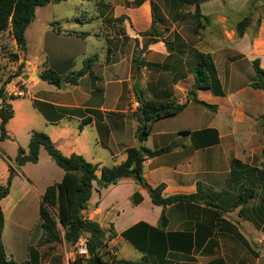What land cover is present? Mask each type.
Instances as JSON below:
<instances>
[{
  "label": "crops",
  "instance_id": "0c3cea01",
  "mask_svg": "<svg viewBox=\"0 0 264 264\" xmlns=\"http://www.w3.org/2000/svg\"><path fill=\"white\" fill-rule=\"evenodd\" d=\"M135 1L104 0L103 8H97L91 18L75 20L76 26L65 31L71 32L70 35L62 33L72 43L96 39L100 45L92 46L81 57L82 62L85 56L95 55L97 60L92 74L83 76L77 85L50 90V99L39 97L40 93L30 98L31 103L36 100L70 110V116L57 122H48L39 114L44 129L38 131L44 132L59 148V143L77 139L90 129L91 139L108 150L114 159L117 152L124 154L127 148L143 146L155 151L172 147L170 152L144 160L145 184L151 188L163 184V198L194 194L197 183L219 194L215 201L217 208L202 203L168 207L167 226L161 230L158 227L161 208L151 203L146 187L138 186L133 179L93 190L86 215L103 231L112 228L115 237L108 243L111 258L131 262L147 258L149 264H247L244 252L249 249L251 231L264 232V204L256 171L260 168L264 146V91L250 87L256 79L252 62L258 60L264 70V19L253 30L252 17L244 35L236 38L234 26L243 18L250 0H202L200 14L210 20L194 34V7L178 0H141L135 7ZM115 19L120 22H114ZM152 20L159 35L156 43L148 45ZM91 22L98 24L97 30L89 27ZM196 53L208 58L214 80L212 89H198L196 98L215 106L216 111L203 110L188 101L177 115L154 122L148 138L140 143L134 136L137 122L133 114L139 106L135 89L144 101L184 104L191 99L188 93L194 83L192 70L196 66L191 67V59ZM69 59L56 56L53 71L59 76L64 74L61 67ZM29 65L26 63L25 69ZM30 76L37 79L24 84L25 97L41 81L34 70ZM11 89L6 87L7 96ZM67 89H70L68 93ZM86 120L89 123L79 130L76 125L73 139L65 135L51 137L48 127L61 130L68 127L64 126L66 121L83 123ZM125 135L135 142L124 144ZM8 137L0 142V161L6 166L4 184L11 176L9 194L0 201L4 229L7 226L4 204L12 208L18 200L14 198L13 185L27 192L32 190L38 197L35 201L38 206L46 188L63 177V171L42 148L35 164L16 167L14 159L21 144L12 135ZM25 143L27 146L28 140ZM244 187L254 191L252 199L233 208ZM120 189L125 191L122 201L115 195ZM135 191L142 197L137 206L130 203ZM122 241V247L127 249L120 247ZM223 242L232 244L233 251L225 252ZM23 252L22 262H26L24 241ZM5 253L8 258H14L6 248ZM70 262L64 253L43 264ZM105 264L116 263L109 260Z\"/></svg>",
  "mask_w": 264,
  "mask_h": 264
},
{
  "label": "trees",
  "instance_id": "16d2710c",
  "mask_svg": "<svg viewBox=\"0 0 264 264\" xmlns=\"http://www.w3.org/2000/svg\"><path fill=\"white\" fill-rule=\"evenodd\" d=\"M68 0H0V36L4 34L10 35L15 43L17 50L21 53L25 52L26 41L25 32L35 17L37 8L47 6L49 4H57ZM180 3L194 7V34L203 28V23L209 22V18L200 14L199 5L202 0H178ZM141 0L134 2V6L138 7ZM258 7L253 0H250L243 18L234 26L236 38H241L246 29L251 25L252 13ZM258 18L255 22V30L260 26L261 20ZM120 22L119 19L113 20ZM58 34L59 30H55ZM65 34L70 35L71 32ZM159 33L156 30L155 22L152 20L149 39L146 44L156 43V37ZM196 66L192 70L194 83L189 91V95L193 96L184 104L174 103H157L144 101L142 94L136 92L139 106L134 113L137 128L135 131L136 139L144 142L151 131L152 124L158 120L173 117L184 110L188 101L211 112L216 111L215 106L208 105L196 98L198 89H212L214 80L211 77L213 70L212 64L207 57L196 54ZM10 60L16 61L17 55L10 54ZM97 60L95 55L86 58L82 67L76 73L69 77H61L49 68H43L39 74V79L48 85L60 88L61 83L71 86L77 85L79 79L85 75H91L94 64ZM252 67L256 75L254 82L250 87L254 90L264 91V70L259 67L258 60L252 62ZM10 79H6L0 85V142L8 140L6 132L7 123L13 118V111L6 100L14 97L6 95V87L10 83ZM33 108L37 110L48 122H57L58 120L70 116V110L64 108H55L50 104L39 101H32ZM264 119V116H263ZM86 120L82 124H88ZM82 127V126H80ZM264 136V133H263ZM44 149L54 164L63 171V177L60 182L48 186L41 196L38 205L39 228L41 232L40 242L43 245H58L64 243L65 246L73 248L80 240H84L86 254L76 256L69 264H105L112 260L116 264H149L147 258H143L141 262H131L126 260H116L109 256L108 243L115 237L112 228L109 233L103 231L99 224L89 220L86 215L89 200L93 190H100L111 185H116L124 179H133L140 187H146L151 203L161 208V215L158 227L164 230L167 226L166 209L178 203L189 204H205L217 208L215 201L218 200L219 194L215 193L201 183H197L196 193L191 195H174L167 198L162 197L164 185L160 184L155 188H151L145 184L143 175V162L146 158L156 157L164 153L170 152L172 147H166L155 151H149L143 146L127 148L124 151L125 159L122 163L105 167L100 164H92L87 162L82 156L71 154L64 156L58 151L49 137L42 132H32L30 134L27 149L24 150L20 146L17 147V154L14 159L16 167L25 165L26 163L35 164L38 160L40 149ZM257 176L261 178L260 198L264 204V146L261 151L260 168L256 170ZM11 176L8 177L5 185H0V201L9 194ZM254 191L249 188H242L237 200L233 204L234 207L243 205L252 199ZM142 197L138 191H135L130 197V203L137 206L141 203ZM225 210H221L223 213ZM218 221V218H217ZM4 215L0 209V264H31L30 261L17 263L8 258L3 242L2 235L4 230Z\"/></svg>",
  "mask_w": 264,
  "mask_h": 264
},
{
  "label": "rangeland",
  "instance_id": "374dc122",
  "mask_svg": "<svg viewBox=\"0 0 264 264\" xmlns=\"http://www.w3.org/2000/svg\"><path fill=\"white\" fill-rule=\"evenodd\" d=\"M257 1L259 0H253L258 7L252 16L254 23L258 18L261 19L264 14V0L263 4L259 6L257 5ZM103 4L104 0H68L37 8L35 11V17L25 32L26 49L24 53L17 50L10 35L6 33L0 36V85L4 83L6 79L11 78L9 85H7L12 87L9 96L16 97L18 92H22L24 93L23 97H25L26 91L23 87L24 84L29 81L33 82L37 79L36 77L30 76V71L34 70V72L39 75L43 68L47 67L53 70L56 67L55 57L58 55L70 57L69 62L61 67V71H64V74H61V77H69L71 74L79 71L83 63L81 57L82 54L90 51L92 46L98 47L97 45L100 44H98L96 39H90V41H86L82 44L76 42L72 43L69 39H66L62 33L65 34V31L73 29V27L76 26L75 20L81 22L82 20L91 18L97 8H103L101 7ZM89 27L93 30H97L98 24L91 22ZM55 30H59L61 33L58 34ZM117 30L119 29L117 28ZM253 30H255V25ZM137 53L138 51L136 52L135 57L137 56ZM10 54L17 55L16 61L10 60ZM196 54L195 57L191 59V67H194L196 64ZM87 57L88 56H85L84 58L86 59ZM26 63L30 64L28 70L25 69ZM249 71L252 72V69H249ZM93 81H95V79ZM61 85L59 88L61 90L64 86H69L68 84L63 83H61ZM54 88L56 87L40 81L36 88L28 91L27 97H17V99L7 100V104L12 107V111L15 112V115L9 121L6 132H8V135H12L14 140L21 144L19 145L21 148L23 147L24 149L26 147L24 150L27 149L25 141L29 140L30 134L34 130L36 132H41L38 130L44 129V121L40 117V113L33 109L30 98L33 97L35 93H40L39 97L50 99L51 94L49 92L50 90H55ZM69 90L70 89H67L65 92L68 93ZM135 91L139 93L137 88ZM9 96H7V98ZM66 122L68 123H65L64 126L68 127L64 129L61 128V130H58L57 127H48L53 139H56L57 137L60 138L64 135L65 138L69 137L73 139L76 135L75 131H77L76 125L78 130L80 126L86 125L81 122ZM92 134L93 132H91L90 129H87L81 137L74 140H65L59 143V148L55 145L54 146L64 156H70V154L80 155L87 162L92 164L100 163L102 166L112 167L123 162L125 158L124 154L117 152V156L114 159L111 157L108 150L104 149L103 146L96 142V140L91 139ZM122 140L124 144L131 143V141L133 143L135 142L129 140L127 135H125ZM10 144V146H15L14 143ZM112 149H114L115 152L118 151L116 147H113ZM5 168V164L0 161V185L6 184H4L6 175ZM260 178L261 176L258 175L257 180L259 181ZM262 184L264 185V181ZM259 186L260 184L258 187ZM12 189L14 198L18 200L12 208L11 206L4 204L6 206L7 226L3 230L2 235L4 250L6 248V250L11 251L14 256L13 259H10L17 263H23L22 259L25 255L23 252V241L26 243L27 258L31 264H43L49 258L53 259L56 256L58 258V255H63L64 253L68 254L69 262L70 260H74L77 255L82 256L79 252V247L84 243L83 239L73 248L65 246L64 243L58 245H43L40 242L41 232L39 228L38 206L35 202L38 197L32 190L27 192V190L18 189L16 185H13ZM115 195L119 197L118 199L120 201H122L125 196V191L120 189ZM124 209L126 210V207H124ZM109 231L111 230L109 229L105 232L109 233ZM122 244H124V242L120 244L122 249L128 248L126 246L122 247ZM248 245L249 249L244 252L247 264H264V232L252 230ZM121 248L118 246V249ZM222 248L225 252L233 251L232 244L226 242H223ZM132 258L135 259L134 257Z\"/></svg>",
  "mask_w": 264,
  "mask_h": 264
},
{
  "label": "built area",
  "instance_id": "2783aa9c",
  "mask_svg": "<svg viewBox=\"0 0 264 264\" xmlns=\"http://www.w3.org/2000/svg\"><path fill=\"white\" fill-rule=\"evenodd\" d=\"M23 95H24V93H22V92H18V93L16 94V97H23ZM78 247H79V246H78ZM79 248H80L79 252H80L82 255H85V254H86L85 243H83L82 246L79 247Z\"/></svg>",
  "mask_w": 264,
  "mask_h": 264
},
{
  "label": "water",
  "instance_id": "95a60500",
  "mask_svg": "<svg viewBox=\"0 0 264 264\" xmlns=\"http://www.w3.org/2000/svg\"><path fill=\"white\" fill-rule=\"evenodd\" d=\"M263 4V0H259V1H257V5L259 6V5H262ZM37 77V76H36ZM61 87H62V85H61ZM191 98L193 97V96H190Z\"/></svg>",
  "mask_w": 264,
  "mask_h": 264
}]
</instances>
